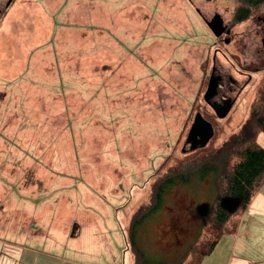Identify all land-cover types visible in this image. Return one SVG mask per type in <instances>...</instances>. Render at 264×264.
<instances>
[{
    "label": "rangeland",
    "instance_id": "obj_1",
    "mask_svg": "<svg viewBox=\"0 0 264 264\" xmlns=\"http://www.w3.org/2000/svg\"><path fill=\"white\" fill-rule=\"evenodd\" d=\"M196 4L201 14L187 0H17L6 12L0 264H135L128 229L154 177L240 128L264 79V0ZM239 4L254 7L242 22ZM214 12L228 43L206 23ZM214 54L244 85L222 118L204 98ZM198 114L211 134L190 142ZM260 188L199 264H264ZM215 191L199 172L169 191L134 235L150 261L192 264Z\"/></svg>",
    "mask_w": 264,
    "mask_h": 264
},
{
    "label": "trees",
    "instance_id": "obj_2",
    "mask_svg": "<svg viewBox=\"0 0 264 264\" xmlns=\"http://www.w3.org/2000/svg\"><path fill=\"white\" fill-rule=\"evenodd\" d=\"M243 9L236 15L248 14V9ZM261 131H264V79L248 117L235 133L223 140L214 151L171 165L154 177L148 200L132 214L128 229V242L134 252L135 264L163 263L162 260L157 263L150 261L136 243L134 235L148 218L162 209L169 191L182 187L192 173L208 175L216 190L203 221L204 231L195 238L190 251L192 264H199L203 256L213 250L222 233L236 231L239 219L233 222V218L244 211L255 192L264 184V148L257 141Z\"/></svg>",
    "mask_w": 264,
    "mask_h": 264
},
{
    "label": "flooded vegetation",
    "instance_id": "obj_3",
    "mask_svg": "<svg viewBox=\"0 0 264 264\" xmlns=\"http://www.w3.org/2000/svg\"><path fill=\"white\" fill-rule=\"evenodd\" d=\"M41 2H47V1H52V0H38ZM188 2H190V4L195 7L197 9V11L201 14L199 6L196 4V1L199 0H187ZM201 1V0H200ZM17 2V0H0V20L5 16L6 12L11 9L13 7V5ZM251 3H257V1H252ZM243 8H247L248 9V14L246 15H242V16H237L234 15L232 17V19H234V21L236 22H242L244 20H246L251 12L252 9L254 7H250L249 5H238L235 9L236 13L239 10H244ZM217 13H213L212 17L209 19L211 20ZM258 19H261L262 22L264 23V9H263V15H259L257 16ZM208 20V21H209ZM223 26L225 27L223 33L218 36V38H220V40H222L224 43H228L230 40V36H231V27L229 26V23L223 20ZM264 38V37H263ZM218 50H220V48L216 49V53L218 52ZM215 53V54H216ZM214 54V58H213V64H212V69H211V74L213 75L215 81H214V85L213 88L211 89V91L209 92V94L207 95L206 100V104H208L211 109H213V105H215L217 108L221 105H224L225 102L227 103H233L236 101L237 96L240 94V92L242 91V89L244 88V85H240L238 84L237 79H233V77H231L229 74H227L225 71L221 70L219 68V66H217V62H216V56ZM214 111V109H213ZM193 130L195 132H192V134L190 135L189 141L193 142L195 141V139H198V135H202L198 134L197 131L198 127H194Z\"/></svg>",
    "mask_w": 264,
    "mask_h": 264
},
{
    "label": "water",
    "instance_id": "obj_4",
    "mask_svg": "<svg viewBox=\"0 0 264 264\" xmlns=\"http://www.w3.org/2000/svg\"><path fill=\"white\" fill-rule=\"evenodd\" d=\"M206 23L209 27V29L212 31V33L218 37L220 36L225 27L223 26V19L220 17L219 14H216L211 20H206ZM262 44H263V47H264V39H262ZM214 77L213 75L211 74L210 78H209V82H208V85H207V88H206V91H205V94H204V98L206 99L207 98V95L209 94V92L211 91V89L213 88V85H214ZM233 103H227L225 102L224 105H221L219 106L218 108L213 105V109L214 111L216 112V115L220 118L224 117L227 115V113L229 112V110L231 109V106H232ZM194 127H198V134H201L202 135H198L200 137H198V139H201V140H204L206 138H208L210 136V132H209V125L200 117V115L198 114L195 118V122L194 124L192 125L190 131H189V134H188V141H189V138H190V135L192 134V132H195L193 130ZM201 132V133H200ZM198 139H195V141H197Z\"/></svg>",
    "mask_w": 264,
    "mask_h": 264
},
{
    "label": "crops",
    "instance_id": "obj_5",
    "mask_svg": "<svg viewBox=\"0 0 264 264\" xmlns=\"http://www.w3.org/2000/svg\"><path fill=\"white\" fill-rule=\"evenodd\" d=\"M261 189V188H260ZM260 191V190H259Z\"/></svg>",
    "mask_w": 264,
    "mask_h": 264
}]
</instances>
